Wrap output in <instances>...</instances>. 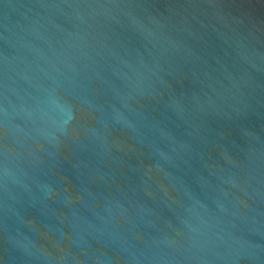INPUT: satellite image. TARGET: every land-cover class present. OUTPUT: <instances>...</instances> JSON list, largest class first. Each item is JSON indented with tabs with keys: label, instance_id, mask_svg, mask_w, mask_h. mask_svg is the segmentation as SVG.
<instances>
[{
	"label": "water",
	"instance_id": "water-1",
	"mask_svg": "<svg viewBox=\"0 0 264 264\" xmlns=\"http://www.w3.org/2000/svg\"><path fill=\"white\" fill-rule=\"evenodd\" d=\"M0 264H264V0H0Z\"/></svg>",
	"mask_w": 264,
	"mask_h": 264
}]
</instances>
